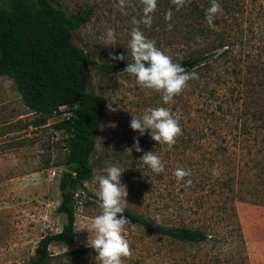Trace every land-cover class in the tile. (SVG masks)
<instances>
[{"label":"rangeland","instance_id":"rangeland-1","mask_svg":"<svg viewBox=\"0 0 264 264\" xmlns=\"http://www.w3.org/2000/svg\"><path fill=\"white\" fill-rule=\"evenodd\" d=\"M48 1L67 16L91 10L89 20L72 32L71 40L93 62L132 60L130 32L137 26L133 19L143 17L141 0H125L123 11L118 7L119 0ZM6 2L0 0V7ZM245 3L246 9L241 16L223 18L216 26L217 31L223 30L233 37V52L216 63V69L196 73L197 78L189 80L187 87L168 104L163 102L161 92L141 87L133 75L126 72L107 74L94 64L88 66L87 91L100 99L104 111L95 138V151L89 160L93 174L84 183L85 190L78 191L74 242L70 246L51 244L49 264H99L96 253L88 246V238L95 235L91 228L92 218L101 212L94 176L104 174L102 170L110 165L125 170L121 183L127 186V209L156 223L155 218L159 216L161 222L158 224L162 225H200L198 217L201 212L193 214L181 208L189 205L197 208L195 198L203 192H195L194 196L191 194L185 199L183 191L187 193L188 189L179 184L174 171L182 167L191 172V157L201 153L207 157L215 154L219 157L213 169L237 166L234 206L245 240L247 262L264 264V132L253 129L258 115L264 114V73L259 71L264 64V0H245ZM151 17L150 27L143 23L138 27L148 39L155 40L161 51L172 59L176 58L180 47L165 46L161 35L157 36L165 20L162 14L156 15L154 11ZM166 23L169 35H172L177 21L172 18ZM108 28L115 31L114 43L106 42ZM119 55L125 60L110 59V56ZM238 66L245 68L234 73ZM108 104H112L116 111H109ZM220 105L225 112L228 111L223 122L209 115ZM152 107L168 108L179 120L182 134L171 147L156 144L147 131L140 136L130 127L132 115L141 117ZM37 118L38 115L31 113L22 103L12 80L0 77V264H28L39 239L46 234L58 233L66 223L65 216L56 211L60 203L59 178L69 171L64 164L67 156L64 137L53 128L61 121V116L57 112L47 118L43 126L34 127ZM226 122L230 126L240 127L241 123L249 126L248 134L240 138L244 142L237 143L234 137L238 131L226 127ZM203 126H209L210 130H202ZM194 128H198L199 133L205 131L204 136L196 137ZM134 137H139L141 152L133 148ZM185 141L189 144L185 145ZM128 149H132L131 152ZM148 151L161 158L165 166L163 173H153L140 160ZM207 159L201 160L204 173L210 169ZM179 201L183 203L177 204ZM124 235L133 240L135 250L131 251V257L141 264H156L145 249L152 253L165 251L170 255L197 258L211 249L209 245L197 248L171 244L138 226ZM85 248L91 251L69 257L58 256ZM142 256L147 257L148 262L144 263ZM123 264H128L126 258H123Z\"/></svg>","mask_w":264,"mask_h":264},{"label":"trees","instance_id":"trees-1","mask_svg":"<svg viewBox=\"0 0 264 264\" xmlns=\"http://www.w3.org/2000/svg\"><path fill=\"white\" fill-rule=\"evenodd\" d=\"M218 3L222 12L216 14L213 26H209L205 16L211 6V0H187L179 8L172 0H157L155 14H162L165 19L157 36L161 35L165 46L180 47L178 51L180 54L172 60L180 63L189 72L216 69L215 64L233 52L235 44L233 37L223 30L217 31L216 26L223 18L239 14L241 16L245 12L246 3L245 0H218ZM169 11L172 15L170 19L174 18L177 21L172 35H169L168 28L165 27L166 22L170 21L165 18ZM90 16V9L67 16L62 10L52 6L48 0H7L6 4L0 7V77L12 80L24 106L31 113L38 115L33 126H43L47 118L57 113L62 105H76L72 108L74 116L53 126L54 130L62 133L64 149L67 152L64 164L69 171L60 175L58 182L60 203L56 208L57 213L65 216L66 223L58 233L46 234L39 239L28 264H49L52 258L49 253L51 244L70 246L75 239V203L78 191L85 190L84 183L92 177L89 160L95 151V138L104 116L100 99L87 91L90 80L87 74L88 66L94 64L103 72L112 74L124 72L127 63L132 62L130 60L96 63L73 44L72 32L84 25ZM262 67L259 69L260 73H264V64ZM244 68L238 66L233 72L239 73L240 69ZM246 68L249 66L246 65ZM203 99L207 100L204 97ZM226 112L220 105L219 109L212 110L209 115L223 122ZM225 126L238 131V135L234 137L237 143L245 141L240 138L249 132L246 123H241L239 127L230 126L226 122ZM201 128L210 130L209 126ZM253 129L264 132V114L258 115ZM197 130L198 128H194L196 137L204 136L205 131L199 133ZM189 141H185V145L189 144ZM221 148L227 150L225 147ZM204 158H208L210 162V169L205 173L201 170L203 162L201 160ZM191 159L193 165L191 174L179 180V184L186 185L188 189L187 193L183 191L185 199L199 191L203 192V195L195 198L197 208L192 205L183 208L179 205V208L192 211L193 214H197L196 211L201 212L198 217L200 225L195 227L162 225L127 208L123 215L131 224L166 239L171 244L183 247L202 248L208 245L211 247L205 255L198 258L181 257L173 253L170 255L165 251L152 253L145 249L149 258L156 260V264H248L245 240L234 206L237 194L234 188L238 178L237 166L226 168L225 165L221 170L213 169L215 160H219L216 154L207 157L201 153L193 155ZM213 170L217 174L214 175ZM96 198L98 200V197ZM127 239L131 251L135 250L133 240ZM87 251L91 250L85 248L58 256L69 257ZM131 255L126 257L128 264H141L133 260ZM140 258L144 263L147 261L145 256Z\"/></svg>","mask_w":264,"mask_h":264},{"label":"clouds","instance_id":"clouds-1","mask_svg":"<svg viewBox=\"0 0 264 264\" xmlns=\"http://www.w3.org/2000/svg\"><path fill=\"white\" fill-rule=\"evenodd\" d=\"M186 2L187 0H172L177 8L182 7ZM141 3L143 17L140 20L133 19V24L137 26L133 27L130 32L129 48L132 62L127 63L123 71L133 75L141 87L161 92L163 102L168 104L187 87L189 80L197 76L194 71L189 72L180 63L174 62L171 56L166 55L156 46L155 40L148 39L140 30L138 25L141 23L147 27L151 26V14L156 10L157 0H141ZM125 6V0H119L118 7L121 11ZM219 12H222V8L218 0H211V6L207 9L205 16L209 26H213L215 16ZM165 18H171L170 11ZM169 30H171V25H169ZM114 40L115 31L108 28L106 42L114 43ZM110 59L125 60V57L123 55L110 56ZM107 107L109 111H116L112 108V104H108ZM130 127L140 136L147 131L156 144H166L169 147L182 134L178 118L174 117L170 109L165 107L148 108L141 117L132 115ZM133 148L136 152L142 151L139 146V137H134ZM131 150L127 151L131 152ZM140 160L155 174L163 173L165 170L161 158L153 151L145 152ZM124 171L119 166L110 165L102 170L104 174L94 176L98 184L96 195L101 212L92 218L91 228L95 235L91 239L88 238V246L96 253V260L99 264H123V258L131 255L130 242L124 233L134 229L135 225L123 215L129 205L126 199L127 186L121 183ZM190 174V170L182 167H177L174 171L177 180H183ZM213 174H217L215 170ZM155 219L157 223L161 222L159 216Z\"/></svg>","mask_w":264,"mask_h":264},{"label":"built area","instance_id":"built-area-1","mask_svg":"<svg viewBox=\"0 0 264 264\" xmlns=\"http://www.w3.org/2000/svg\"><path fill=\"white\" fill-rule=\"evenodd\" d=\"M75 106L76 105H62L58 108V113L61 116V121L68 120L70 117L74 116L72 108H74ZM52 175H54V173Z\"/></svg>","mask_w":264,"mask_h":264}]
</instances>
